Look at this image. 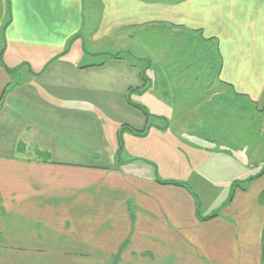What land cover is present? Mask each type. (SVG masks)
<instances>
[{"label": "crops", "instance_id": "1", "mask_svg": "<svg viewBox=\"0 0 264 264\" xmlns=\"http://www.w3.org/2000/svg\"><path fill=\"white\" fill-rule=\"evenodd\" d=\"M151 24L215 43L217 83L254 108L264 134V0H0V264H99L103 255L102 264L115 255L127 264L135 239L132 258L149 264H161L162 244L170 262L264 264V158L241 135L229 163L239 167L243 157L255 178L204 222L187 189L160 185L137 162L117 164L120 127L145 130L141 137L151 131L130 102L156 114L168 91L157 88L161 80L143 81L124 57H68L82 59L76 44L87 36ZM7 53L46 63L19 79L2 61Z\"/></svg>", "mask_w": 264, "mask_h": 264}, {"label": "rangeland", "instance_id": "2", "mask_svg": "<svg viewBox=\"0 0 264 264\" xmlns=\"http://www.w3.org/2000/svg\"><path fill=\"white\" fill-rule=\"evenodd\" d=\"M121 31L106 38L87 36L84 43L76 44V51L81 50L82 59L73 53L68 57L85 64L99 63L110 55L121 54L120 57L141 67L146 79L161 80L162 84L156 82L157 88L168 91L161 102L162 108L159 106L158 113H153L157 117L150 114L147 119L151 130L148 136L122 130L120 158L137 162L132 167H137L142 174L185 183L190 188L188 193L192 192L198 199L201 216L213 213L222 216L234 198L236 188L232 195L230 193L233 183L246 181L257 172V168L246 165L241 156L239 167L229 163V160L238 158V154L232 152L233 145L242 139V142L251 143L264 158V134L260 133L258 121L251 119L254 108L231 92H224L217 83L219 56L215 43H206L199 35L167 25L151 24ZM8 55L4 54L2 61L8 65L11 74L18 73L19 79L27 73V68L38 71L46 63L37 62V56L30 61H20L19 57L9 60ZM153 84L154 80L148 81V88H153ZM130 98L134 100L135 95ZM257 108L264 110V98ZM239 135L241 138L237 142ZM116 139L118 142V134ZM193 203L195 209V199ZM171 234L169 229L163 230V241H168L173 236ZM138 245L135 239L125 250L127 264L150 263L147 259L132 258L131 253ZM162 245L163 250L158 253L161 264H181L172 258L170 262L166 250L169 245ZM147 247L153 249L150 245ZM105 257H100L99 264Z\"/></svg>", "mask_w": 264, "mask_h": 264}, {"label": "trees", "instance_id": "3", "mask_svg": "<svg viewBox=\"0 0 264 264\" xmlns=\"http://www.w3.org/2000/svg\"><path fill=\"white\" fill-rule=\"evenodd\" d=\"M69 47V46H68ZM68 47H67V49H68ZM67 49L66 50H64V51H62L60 54H59V56H62V55H64V54H66L67 53ZM120 55L121 54H116V55H110L111 57H113V58H120ZM9 73H11L10 71H8ZM145 71L143 70V71H141V77H142V79H143V81H145L146 82V75H145V73H144ZM4 93L5 92H3V95L1 96V99H0V106H1V104H2V100H3V96H4ZM130 104L133 106V107H135V108H137L138 110H140L142 113H143V115L147 118L149 115H148V113L145 111V109L143 108V107H141V106H139V105H136V104H132L131 102H130ZM150 126H147V129L149 128ZM122 129H124V127L122 126L121 127V129H120V131L117 133L118 134V143H117V150H116V158H117V164L118 165H120L121 164V162H120V157H121V153H122V151H123V143H122V140H121V132H122ZM125 129H127L128 131H130V132H132V133H134L135 135H137V136H140V135H144L145 134V130H143V131H137V130H133V129H131L130 127H126ZM37 155H39V156H42L41 155V153H39V152H37ZM44 157H48V155L47 154H45V155H43ZM263 171H264V168L262 169ZM261 170V171H262ZM260 174V173H259ZM259 174H258V176H259ZM258 176H256V177H258ZM255 177H251V178H248L246 181H235L234 183H233V186L231 187V190H230V193H231V195H232V192H233V190L236 188V190L237 189H243L244 188V186H245V184L246 183H249L252 179H254ZM155 181L157 182V183H159L160 185H170V186H177V187H181V188H185V189H187V190H189L190 191V188L185 184V183H183V182H179V181H176V180H160V179H158V178H155ZM240 182H242V183H240ZM192 193V192H191ZM192 196H193V198L195 199V215H196V217H197V219L198 220H200V221H207V220H210V219H212V218H215V217H217L218 216V214L217 213H213V214H211V215H208V216H205V217H203V216H201L200 215V210H199V202H198V199H197V197L194 195V194H191ZM126 244H127V242H125L121 247H120V249H119V252L117 253V254H120V252L122 251V249L126 246ZM149 256V254L148 253H144L143 254V256ZM114 258V259H113ZM112 258V262L110 263V264H117L118 262H119V255H115L114 257Z\"/></svg>", "mask_w": 264, "mask_h": 264}]
</instances>
